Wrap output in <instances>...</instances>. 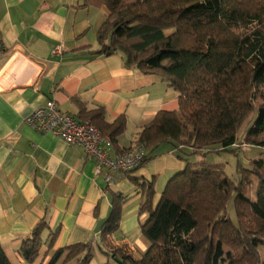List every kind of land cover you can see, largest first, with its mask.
<instances>
[{
  "label": "trees",
  "instance_id": "trees-1",
  "mask_svg": "<svg viewBox=\"0 0 264 264\" xmlns=\"http://www.w3.org/2000/svg\"><path fill=\"white\" fill-rule=\"evenodd\" d=\"M84 5L108 12L91 57L120 55L127 69L159 77L177 94L178 110L159 111L137 134L134 144L145 148L142 166L167 153L184 164L156 205L154 181L139 184L138 212L147 216L140 231L148 243L141 258L108 242L119 230L126 201L121 198L112 200L101 226L100 242L109 249L102 254L115 264V259L121 264H264L257 250L264 244V160L240 168L238 182L220 165L187 160L216 148L237 154V134L245 124L242 145L264 154V0H84ZM80 113L111 140L117 155L129 149L117 148L126 129L124 115L109 124L101 107ZM45 228L42 220L21 244L19 253L30 264ZM92 259L87 241L57 249L48 264H91ZM0 264H10L1 246Z\"/></svg>",
  "mask_w": 264,
  "mask_h": 264
},
{
  "label": "crops",
  "instance_id": "crops-1",
  "mask_svg": "<svg viewBox=\"0 0 264 264\" xmlns=\"http://www.w3.org/2000/svg\"><path fill=\"white\" fill-rule=\"evenodd\" d=\"M107 15L84 0H0V246L10 264H30L19 249L42 220V245L31 264H48L57 249L87 241L93 256L95 250L109 253L99 236L115 198L136 207L128 212L124 205L119 230L108 242L132 249L139 260L148 247L133 233L147 218L134 219L142 201L139 184L154 176L163 184L184 168L167 153L107 185L81 147L25 123L49 102L80 121H86L81 110L101 107L109 124L126 117L117 139L123 151L159 111L178 110L176 92L159 77L127 69L120 55L90 56ZM56 46L59 56L53 55ZM110 153L117 155L113 147Z\"/></svg>",
  "mask_w": 264,
  "mask_h": 264
},
{
  "label": "built area",
  "instance_id": "built-area-1",
  "mask_svg": "<svg viewBox=\"0 0 264 264\" xmlns=\"http://www.w3.org/2000/svg\"><path fill=\"white\" fill-rule=\"evenodd\" d=\"M61 47L56 46L53 55H61ZM25 123L40 134H51L69 146L81 147L88 158L95 160V173L102 175L107 185L117 177L136 171L142 166L145 157L143 145L134 144L119 155H112L111 140L102 136L94 124L77 120L74 116L61 111L54 102L36 108ZM125 253L133 256V250L126 248Z\"/></svg>",
  "mask_w": 264,
  "mask_h": 264
},
{
  "label": "rangeland",
  "instance_id": "rangeland-1",
  "mask_svg": "<svg viewBox=\"0 0 264 264\" xmlns=\"http://www.w3.org/2000/svg\"><path fill=\"white\" fill-rule=\"evenodd\" d=\"M247 130H248V124H245L241 127V129L237 134V147H239L240 149L237 154H234L232 152H217L218 148H216L215 151L208 153L204 157L196 155V156L188 157L187 160L192 163H198L204 161L206 164L220 165L223 167L225 174L233 182H238L243 174V171H240V168L249 169L250 168L249 163L251 161L260 160V159L264 160V154L262 149L257 147H249L242 145ZM151 180L154 181V191H155L154 199H156L155 202H157L160 199V196L168 181L166 180L167 182L164 181L163 184H161V178L155 176L151 178L150 181ZM250 182H251V187H250L249 197L250 199L253 200L255 198L256 181L254 178H252ZM124 205L127 208L126 211L128 212H132L133 208L136 207L135 203H133V200H126L122 206L121 220L123 218L122 215H123ZM229 215L230 218L234 221L235 216L232 209H229ZM141 216L139 215L138 209L137 212L135 210L134 219L137 221V219L139 220ZM129 217L130 216H126L125 219L127 220ZM133 233H134V237L141 238L143 241H145L144 237L141 235L140 226L139 229H137ZM136 249L138 248L136 247ZM257 250L259 252L260 258L264 260V244L259 245ZM132 252H133V256L136 257L135 251ZM92 260L94 261L93 263L115 264L113 260L107 259V257L104 254L100 253L98 250H95V256H93Z\"/></svg>",
  "mask_w": 264,
  "mask_h": 264
},
{
  "label": "water",
  "instance_id": "water-1",
  "mask_svg": "<svg viewBox=\"0 0 264 264\" xmlns=\"http://www.w3.org/2000/svg\"><path fill=\"white\" fill-rule=\"evenodd\" d=\"M115 262H117L118 264H121L122 262L119 261L118 259H115Z\"/></svg>",
  "mask_w": 264,
  "mask_h": 264
}]
</instances>
